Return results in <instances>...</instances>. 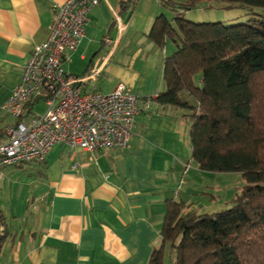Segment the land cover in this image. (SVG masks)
I'll return each mask as SVG.
<instances>
[{
    "label": "crops",
    "instance_id": "1",
    "mask_svg": "<svg viewBox=\"0 0 264 264\" xmlns=\"http://www.w3.org/2000/svg\"><path fill=\"white\" fill-rule=\"evenodd\" d=\"M65 1L0 0V128L15 120L3 106ZM160 14L173 18L161 0H137L122 13L119 0H102L63 67L73 75L99 67L88 89L97 83L110 92L124 83L155 99L165 88V56L175 50L172 42L160 49L148 38ZM189 127L182 110L153 100L137 115L127 148L57 143L42 161L0 164V209L9 230L0 264H148L161 245L167 200L181 199L188 209L203 205L200 186L187 180L197 168Z\"/></svg>",
    "mask_w": 264,
    "mask_h": 264
},
{
    "label": "trees",
    "instance_id": "2",
    "mask_svg": "<svg viewBox=\"0 0 264 264\" xmlns=\"http://www.w3.org/2000/svg\"><path fill=\"white\" fill-rule=\"evenodd\" d=\"M172 20L157 16L148 38L164 49L165 88L153 100L190 120L191 159L210 172H241L246 184L232 207L214 213L167 200L161 245L148 264H264V16L244 22H196L190 10L205 0H161ZM225 8L264 9V0H221ZM137 0H119V12ZM147 97V96H143ZM152 98V97H151ZM5 137L0 128V140ZM0 209V256L9 236Z\"/></svg>",
    "mask_w": 264,
    "mask_h": 264
},
{
    "label": "built area",
    "instance_id": "3",
    "mask_svg": "<svg viewBox=\"0 0 264 264\" xmlns=\"http://www.w3.org/2000/svg\"><path fill=\"white\" fill-rule=\"evenodd\" d=\"M101 2L66 0L55 7L48 38L32 49L20 82L3 106L15 120L4 127L1 165L42 161L57 143L88 151L129 147L135 119L151 108L152 98L135 94L124 83L110 92L90 90L87 85L99 67L73 75L62 65L85 34L91 10ZM40 102L46 106L42 114L35 111Z\"/></svg>",
    "mask_w": 264,
    "mask_h": 264
},
{
    "label": "rangeland",
    "instance_id": "4",
    "mask_svg": "<svg viewBox=\"0 0 264 264\" xmlns=\"http://www.w3.org/2000/svg\"><path fill=\"white\" fill-rule=\"evenodd\" d=\"M223 4L221 0H205L193 9H180V11L183 12L185 18L196 22L221 21L224 24H235L244 22L255 16H264V9L262 8H249L241 5L225 8ZM167 9L172 14V8L167 7ZM170 47L174 49L173 44ZM94 88L97 91H101L97 83L90 90H95ZM45 110L46 106L43 102L35 105V111L38 114L44 113ZM190 169L187 180L192 178V181L196 182L197 186H200L197 190L199 194L197 199L203 205L198 210L196 209L200 213L220 212L232 207L233 203L231 200L240 194L242 187L246 184L244 175L238 171L210 172L198 170L194 166ZM174 256V252L168 248L166 250L165 264H173Z\"/></svg>",
    "mask_w": 264,
    "mask_h": 264
}]
</instances>
